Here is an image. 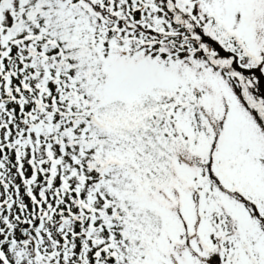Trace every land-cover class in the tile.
<instances>
[{
    "label": "snow or ice",
    "instance_id": "6c2138e0",
    "mask_svg": "<svg viewBox=\"0 0 264 264\" xmlns=\"http://www.w3.org/2000/svg\"><path fill=\"white\" fill-rule=\"evenodd\" d=\"M0 264H264V0H0Z\"/></svg>",
    "mask_w": 264,
    "mask_h": 264
}]
</instances>
